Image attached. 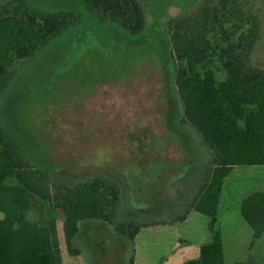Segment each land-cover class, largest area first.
Listing matches in <instances>:
<instances>
[{
	"label": "rangeland",
	"instance_id": "rangeland-1",
	"mask_svg": "<svg viewBox=\"0 0 264 264\" xmlns=\"http://www.w3.org/2000/svg\"><path fill=\"white\" fill-rule=\"evenodd\" d=\"M24 1L34 10L74 11L81 18L13 65L0 84V130L13 141L16 157L46 171L52 189L100 176L117 182L122 192L116 223L184 213L207 178L212 153L186 120L169 23L197 13L208 0H139L146 26L136 34L91 13L85 0ZM243 1L245 11L261 21L260 38L244 60L248 69L264 72V0ZM199 215L208 222L177 224L183 241L210 228V218ZM64 216L61 208L33 196L30 217L57 222L64 264L77 257L109 264V253L119 248L115 225L82 220L74 237L81 253L76 257L66 243ZM157 239L146 236L154 252ZM127 250L132 253V246Z\"/></svg>",
	"mask_w": 264,
	"mask_h": 264
},
{
	"label": "trees",
	"instance_id": "trees-1",
	"mask_svg": "<svg viewBox=\"0 0 264 264\" xmlns=\"http://www.w3.org/2000/svg\"><path fill=\"white\" fill-rule=\"evenodd\" d=\"M85 1L91 13L109 17L134 34L145 29L139 0ZM244 4L208 0L197 13L169 23L186 120L197 127L213 152L205 182L179 217L191 209L209 216L211 239L201 245L199 257L182 264H228L219 215L225 180L237 165H264V72L248 69L244 60L260 38L261 21L248 14ZM80 18L81 13L74 11L34 10L24 0L0 5V84L7 81L13 65ZM121 192L117 182L103 176L52 189L47 172L17 158L13 141L0 130V264H63L58 224H40L30 217L33 196L64 211L72 255L81 254L74 237L84 219L105 220L115 225L117 233L134 239L140 222L115 221ZM242 215L254 230L251 247L263 243L264 191L244 198Z\"/></svg>",
	"mask_w": 264,
	"mask_h": 264
},
{
	"label": "crops",
	"instance_id": "crops-1",
	"mask_svg": "<svg viewBox=\"0 0 264 264\" xmlns=\"http://www.w3.org/2000/svg\"><path fill=\"white\" fill-rule=\"evenodd\" d=\"M207 146L210 148L209 145ZM211 153L213 156L212 150ZM259 190L264 191V165H237L225 180L219 215L224 235L225 259L228 264L237 261H244L246 264H264V241L260 243L261 245L256 244L251 247L254 230L242 215L244 198ZM192 201L186 205L187 209ZM186 210L176 216L156 221L138 220L142 227L134 239L113 230L112 234L116 240L114 246L119 248H117L118 252L109 253V264H182L186 260L199 257L201 245L211 239V228L202 227L196 238L183 241V236L178 233L177 224L187 226L190 223L191 226L193 222L191 227H195L198 220L205 224L208 222V219L199 215L202 213L192 209L185 217L179 218ZM147 235L154 237L158 235L154 244L160 246L157 251L151 249L150 243L146 241ZM140 239L142 240L139 242ZM168 239L171 241L166 245ZM130 246L132 253L127 250ZM64 258L62 253L63 264ZM74 264H86V261H83L82 257H77Z\"/></svg>",
	"mask_w": 264,
	"mask_h": 264
}]
</instances>
